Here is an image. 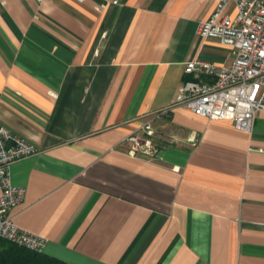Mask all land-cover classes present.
Here are the masks:
<instances>
[{"label": "crops", "instance_id": "0c3cea01", "mask_svg": "<svg viewBox=\"0 0 264 264\" xmlns=\"http://www.w3.org/2000/svg\"><path fill=\"white\" fill-rule=\"evenodd\" d=\"M217 2L0 0V125L37 150L10 166L24 189L13 221L45 239L43 254L264 264V110L250 132L182 107L154 116L186 62L231 63L197 35ZM149 120L158 153L129 156L126 136Z\"/></svg>", "mask_w": 264, "mask_h": 264}, {"label": "built area", "instance_id": "2783aa9c", "mask_svg": "<svg viewBox=\"0 0 264 264\" xmlns=\"http://www.w3.org/2000/svg\"><path fill=\"white\" fill-rule=\"evenodd\" d=\"M230 4L233 16L227 12ZM197 35L203 39L215 37L228 47L231 63L218 67L200 60L186 62L184 73L189 79L181 85L174 101L154 114L155 118L182 107L211 120H228L237 129L250 132L257 112L264 110V0H218L210 18L199 22ZM139 131L141 134L126 136L125 141L131 144L127 154L154 157L158 149L151 139L152 120L143 123ZM36 152L31 142L0 125V242L42 252L45 239L13 221L12 212L23 201L24 189L10 181L11 164Z\"/></svg>", "mask_w": 264, "mask_h": 264}, {"label": "trees", "instance_id": "16d2710c", "mask_svg": "<svg viewBox=\"0 0 264 264\" xmlns=\"http://www.w3.org/2000/svg\"><path fill=\"white\" fill-rule=\"evenodd\" d=\"M1 243L5 244L0 251L1 264H68L42 252H32L4 241Z\"/></svg>", "mask_w": 264, "mask_h": 264}]
</instances>
